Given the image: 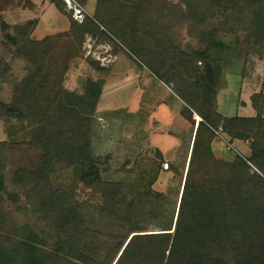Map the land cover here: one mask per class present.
I'll use <instances>...</instances> for the list:
<instances>
[{"label":"trees","instance_id":"16d2710c","mask_svg":"<svg viewBox=\"0 0 264 264\" xmlns=\"http://www.w3.org/2000/svg\"><path fill=\"white\" fill-rule=\"evenodd\" d=\"M49 1L67 17L70 28L83 36H99V25L110 28L120 21L123 26L116 35L137 55L148 48L151 33L144 30L138 46L133 26L151 10L164 17L162 27L163 23L186 26L192 33L201 26L198 32L203 47L195 55L202 66L192 68V73L205 82L178 94L186 104L181 114L194 131L190 158L175 216L169 215L168 226L159 232L149 231V222L137 213L140 207L133 210L132 204L122 203L117 198L122 185L103 181L94 162L91 118L103 81L87 80L80 96L50 89L48 78L42 76L45 56L51 51L50 38L31 39L35 20L15 26L12 36L6 33L5 40L14 48V57L24 61L27 75L19 81L10 80L9 66L0 59V84L11 82L14 87L10 102H0V117L25 120L34 126L30 146L43 157L38 171L20 169L12 179L14 185L36 192L50 221L48 238L57 239L59 245L49 254L42 249L38 252L34 243L43 246L46 239H17L22 236L17 229L16 237L9 240L13 248H0V264H264V93L250 96L252 117H224L216 111L215 103V87L223 69L220 54L226 49L220 36L241 33L247 44L263 49L264 0H97L92 17L80 22L66 11L63 0ZM146 6L150 10L144 12ZM125 9L133 10L131 17L118 12ZM193 114L200 119L195 128ZM219 128L229 142H249V157L214 159L210 142ZM3 149L2 142L0 151ZM56 169L70 170L77 182L100 195L107 226H114L106 228L100 245L91 237L94 233L87 230L77 206L50 187L49 173ZM5 187L1 164L0 194ZM149 195L157 205L165 200L158 192ZM152 209L158 210L156 205ZM6 227L2 234L10 233Z\"/></svg>","mask_w":264,"mask_h":264},{"label":"rangeland","instance_id":"374dc122","mask_svg":"<svg viewBox=\"0 0 264 264\" xmlns=\"http://www.w3.org/2000/svg\"><path fill=\"white\" fill-rule=\"evenodd\" d=\"M168 1L177 3L179 0ZM63 2L72 18L73 8L80 6L83 17H76L79 22L93 15L89 14V7L94 0H87L86 8L82 6V0H70L69 5ZM24 5L19 0H0V59L9 66L7 76L10 80L19 81L27 75L24 61L14 57V48L5 40L6 33L7 37L12 36L15 26L26 23L23 22L26 16L18 14L26 8ZM48 6L45 22L53 28L56 10L52 5ZM147 9L150 10L146 6L144 12ZM117 11L114 18L118 12L127 16L133 14L129 9ZM162 19L165 21L157 11L151 10L146 17H139L136 21L133 34L138 46L143 31L151 33L148 48L140 55L118 39L116 34L123 26L120 21L119 25L110 28L96 23L101 35L94 38L83 36L72 28H59L58 32L46 36L50 38L51 51L45 56V72L42 74L48 78L50 89L61 88L64 93L67 91L74 96L83 94L87 80L103 81L101 96L91 118L90 142L94 162L103 181L122 185L117 198L125 205L132 204L133 210L139 206L137 213L149 222L148 230L157 232L168 226L169 215L175 216L177 211L194 138L192 126L181 114L186 104L178 94L182 91L188 93V87L193 89L192 86L204 81L203 77L197 79L199 75L192 73V68L202 66L195 55L203 47L198 32L201 26H196L191 33L186 26H164L163 23L162 27ZM110 23L104 21V24ZM203 29L206 30L204 26ZM220 40L226 49L220 54L223 69L215 87L216 111L228 118L252 117L250 96L260 91L264 93V48L247 44L241 33L222 34ZM13 90L11 82L0 84V102L9 103ZM193 118L195 128L200 119L194 114ZM32 128L25 120L0 117V143H4L0 165L4 164L6 175V187L0 194V223H5L0 224V248H13L9 240L16 237L18 229L22 236L17 239H46L45 245H34L38 252L42 249L48 253L58 248L59 241L48 238L51 228L48 216L43 214L46 208L37 200L35 191L14 185L12 179L13 173L20 169L34 173L41 168V151L30 146ZM213 134L210 150L214 159L249 157V142H229L220 128ZM163 137L175 140L168 150L156 147ZM48 179L50 187L60 190L70 203L77 206L87 230L94 233L91 237L100 245L106 228L114 227L107 226L100 195L77 182L68 169H56L49 173ZM150 192L163 194L165 200L157 205L156 199L148 196ZM153 205L158 210L152 209ZM5 227L10 230L9 234H2Z\"/></svg>","mask_w":264,"mask_h":264},{"label":"crops","instance_id":"0c3cea01","mask_svg":"<svg viewBox=\"0 0 264 264\" xmlns=\"http://www.w3.org/2000/svg\"><path fill=\"white\" fill-rule=\"evenodd\" d=\"M24 2V7H26L25 9H21L20 11H18L19 15H25L26 19H24V23L25 21H31V20H35V26L33 28V31L31 33V39L39 41L41 39H43L46 36H50L52 35V33H56L59 31V28H63L66 29V27L68 29H70V24L69 21L67 19V17L61 13H59L56 8L54 7V5L49 1V0H39L36 3H34V0H19ZM96 3L97 0H94V4L89 7V14L91 13V15L94 13L95 11V7H96ZM44 4H47V6L45 7ZM49 5H52V7L57 11H55V14L53 15V20L55 21V24H53V28H51L50 26L47 25V22H45V19L47 17V12L48 10L47 7L49 8ZM82 6L84 8H86L88 6L87 4V0H82ZM41 10V11H40ZM36 12V13H34ZM37 13L39 15H37ZM34 17V18H33ZM74 17V16H73ZM75 18V17H74ZM77 19V18H76ZM82 21V20H80ZM60 26H59V25ZM65 24V25H64ZM244 104V103H242Z\"/></svg>","mask_w":264,"mask_h":264},{"label":"water","instance_id":"95a60500","mask_svg":"<svg viewBox=\"0 0 264 264\" xmlns=\"http://www.w3.org/2000/svg\"><path fill=\"white\" fill-rule=\"evenodd\" d=\"M175 144V140L170 137H163L157 144L156 147L159 150H168Z\"/></svg>","mask_w":264,"mask_h":264},{"label":"built area","instance_id":"2783aa9c","mask_svg":"<svg viewBox=\"0 0 264 264\" xmlns=\"http://www.w3.org/2000/svg\"><path fill=\"white\" fill-rule=\"evenodd\" d=\"M64 1H65V3H67L68 5L71 4V3H70V0H64ZM73 11H74V12H73V15H74L75 18H76V17H77V18H79V17L82 18V17H83L82 9L80 8V6L77 5L75 8H73ZM75 15H76V16H75Z\"/></svg>","mask_w":264,"mask_h":264}]
</instances>
